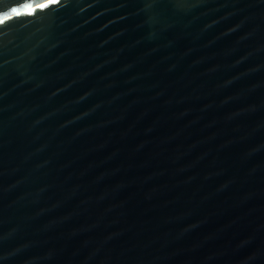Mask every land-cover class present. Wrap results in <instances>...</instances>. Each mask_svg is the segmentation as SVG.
I'll list each match as a JSON object with an SVG mask.
<instances>
[{"label": "water", "instance_id": "1", "mask_svg": "<svg viewBox=\"0 0 264 264\" xmlns=\"http://www.w3.org/2000/svg\"><path fill=\"white\" fill-rule=\"evenodd\" d=\"M0 264H264V0H0Z\"/></svg>", "mask_w": 264, "mask_h": 264}]
</instances>
